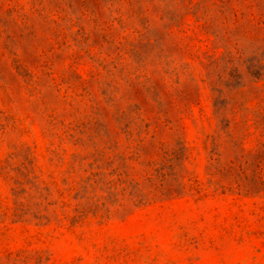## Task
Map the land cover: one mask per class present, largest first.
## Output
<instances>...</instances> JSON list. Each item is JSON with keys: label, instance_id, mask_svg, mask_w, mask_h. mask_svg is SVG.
Segmentation results:
<instances>
[{"label": "rangeland", "instance_id": "rangeland-1", "mask_svg": "<svg viewBox=\"0 0 264 264\" xmlns=\"http://www.w3.org/2000/svg\"><path fill=\"white\" fill-rule=\"evenodd\" d=\"M0 264H264V0H0Z\"/></svg>", "mask_w": 264, "mask_h": 264}]
</instances>
